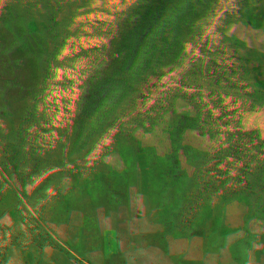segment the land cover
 I'll return each instance as SVG.
<instances>
[{"label":"trees","instance_id":"16d2710c","mask_svg":"<svg viewBox=\"0 0 264 264\" xmlns=\"http://www.w3.org/2000/svg\"><path fill=\"white\" fill-rule=\"evenodd\" d=\"M263 2L0 0V264H222L262 210L247 191L191 215V111L166 103L176 71L215 74L191 75L193 51L264 80L229 51L259 53Z\"/></svg>","mask_w":264,"mask_h":264},{"label":"rangeland","instance_id":"374dc122","mask_svg":"<svg viewBox=\"0 0 264 264\" xmlns=\"http://www.w3.org/2000/svg\"><path fill=\"white\" fill-rule=\"evenodd\" d=\"M256 16L258 20L254 25L253 35L258 38L252 36L251 39L255 40L253 46L259 48V53L246 55L244 46H247V42L243 43V39H239L237 46H231L229 51L238 52L242 58L239 61L241 66L247 65L252 73L256 71L254 74L264 75L258 69L264 68V10L258 11ZM186 61L191 66V75L215 72L206 75V84L199 81L198 84L194 82L191 85L184 83L188 78L185 74L176 71L174 79L177 81V90L173 100L171 98L172 101L169 99V103H166L174 111H179L181 107L191 111V115L184 118L191 129V137L188 138L191 147L188 149L187 143H183L187 154L191 150V155L186 160L187 166L185 165L191 175V180L188 181L191 183V215L208 213L213 206V212L211 210L209 215L211 217L218 211L214 208L218 205L214 201L216 198L223 197L227 201L224 204L231 206L233 202H229V198L247 191L250 192L251 202L254 205L259 203L257 208L262 211L258 213H264V80H252L250 84L243 74L233 75L234 68L225 65L222 56L219 57L214 52L211 55L204 50L202 53L193 51ZM220 72L221 75L208 80L211 75H218ZM258 75L254 77H259ZM188 88L191 98L185 103L180 100ZM195 96H201L204 106L193 102ZM21 189L18 195L27 194V191ZM203 202L209 205L207 209ZM46 211L47 218L51 213L48 206ZM258 213L254 212L249 222L235 223L229 231L233 233L223 236V240L230 242L228 249L231 248V251L220 255L218 259L223 261L222 264H264V238L262 237L261 246L258 244L256 248L255 245L259 236L264 235V217L257 220L255 216ZM213 218L208 219V223ZM250 236L252 238L248 241ZM226 245L224 242V246ZM214 254L218 253H211ZM249 260L253 263L248 262Z\"/></svg>","mask_w":264,"mask_h":264}]
</instances>
